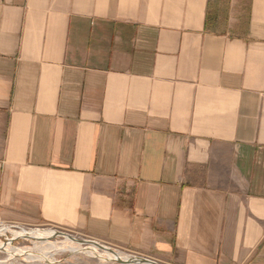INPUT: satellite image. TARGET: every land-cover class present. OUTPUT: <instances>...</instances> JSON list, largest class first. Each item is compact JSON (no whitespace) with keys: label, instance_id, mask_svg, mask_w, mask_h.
Returning a JSON list of instances; mask_svg holds the SVG:
<instances>
[{"label":"crops","instance_id":"crops-1","mask_svg":"<svg viewBox=\"0 0 264 264\" xmlns=\"http://www.w3.org/2000/svg\"><path fill=\"white\" fill-rule=\"evenodd\" d=\"M0 223L264 264V0H0Z\"/></svg>","mask_w":264,"mask_h":264},{"label":"bare ground","instance_id":"bare-ground-1","mask_svg":"<svg viewBox=\"0 0 264 264\" xmlns=\"http://www.w3.org/2000/svg\"><path fill=\"white\" fill-rule=\"evenodd\" d=\"M11 228H6L4 230L0 229V235L7 233L10 231ZM26 230L17 231H10L13 238L24 237L26 240H31L39 244V246H35L34 249L31 248H14L8 244H1L0 243V253L7 255V260H11L12 258H24L26 262H40L44 263L47 262L52 264L54 261V255L60 252H70V253H82L88 254L91 257L103 258L108 260H113L115 257L108 253L105 250H100L95 246H90L88 248H83V246L74 243L66 238H63V243L60 245L58 243L50 242V238L52 237L51 231H44V230H36L30 232L32 235L29 236ZM29 233V234H30ZM35 239V240H34ZM117 256L122 260H128L130 256L123 255L122 253L116 252ZM59 255V254H58ZM54 257V258H53ZM6 260V261H7ZM25 262V261H24ZM0 264H7L5 261H0Z\"/></svg>","mask_w":264,"mask_h":264},{"label":"rangeland","instance_id":"rangeland-1","mask_svg":"<svg viewBox=\"0 0 264 264\" xmlns=\"http://www.w3.org/2000/svg\"><path fill=\"white\" fill-rule=\"evenodd\" d=\"M10 226H14V227H17V228H11L10 231H17V232H20V230H26V231H32V230H56V231H60V232H64V233H67V234H70L76 238H79V239H86V240H91L89 238H86L84 236H81L79 234H74V233H71V232H67L66 230H63V229H60V228H57V227H54V226H50V225H43V226H40V227H22V226H17V225H8V224H3V223H0V229L2 227H10ZM10 231H8L7 233L5 234H2L0 235V243L1 244H8V245H11L12 247L14 248H31V249H34L35 246H39V244L37 245L36 242L34 241H31V240H26V239H21V240H17V241H14L12 244L10 243H7V239H10V241H12L13 236L12 234H10ZM16 239V238H15ZM35 240V239H34ZM63 241V238H55V239H51L50 242H54V243H58L59 245ZM83 248H85V246H83ZM116 252H119V253H122L123 255H126V256H134L133 254H130V253H127V252H124V251H117L115 250ZM59 254V255H58ZM7 255L3 254V253H0V261H5L7 264H49L47 262H44V263H40V262H26V260L23 261L24 258H12L11 260H7ZM55 257V258H54ZM54 261L52 264H117V263H114V262H108V261H104V260H101L97 257H91L89 256L87 253L86 254H82V253H70V252H60V253H57L54 255ZM7 260V261H6Z\"/></svg>","mask_w":264,"mask_h":264},{"label":"water","instance_id":"water-1","mask_svg":"<svg viewBox=\"0 0 264 264\" xmlns=\"http://www.w3.org/2000/svg\"><path fill=\"white\" fill-rule=\"evenodd\" d=\"M6 228L8 229V228H17V227L10 226V227H2L1 229L4 230ZM33 231H36V230L27 231L28 235L31 236L32 234L30 232H33ZM49 231H51V233L53 234L50 239H55V238L61 237V238H66V239H68L74 243H77L81 246H85V248H88L90 246H95V247L99 248L100 250L107 251L108 253L112 254L115 257V259H113V260L100 258L101 260H104V261L114 262L117 264H159L156 261H153V260H150L148 258L141 257V256H131L128 260H122L121 258H119L117 256L116 251L113 248L106 246V245H103V244H101L95 240L79 239V238H76L70 234L60 232V231H56V230H49ZM21 239H25V238L24 237H21V238L18 237L16 239H12V241H10V239H7V243L12 244L14 241L21 240Z\"/></svg>","mask_w":264,"mask_h":264}]
</instances>
